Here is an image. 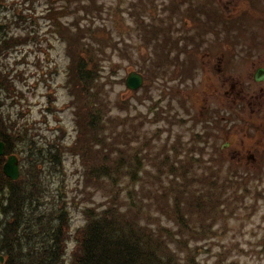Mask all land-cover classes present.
Here are the masks:
<instances>
[{"label": "rangeland", "instance_id": "374dc122", "mask_svg": "<svg viewBox=\"0 0 264 264\" xmlns=\"http://www.w3.org/2000/svg\"><path fill=\"white\" fill-rule=\"evenodd\" d=\"M244 1L248 13L263 0H0V115L19 176L28 167L39 182L36 226L58 202L68 208L58 264H73L86 208L114 205L175 264H264V162L234 156L250 141L229 113L230 14ZM82 51L90 80L75 70ZM130 71L143 78L135 89ZM252 93L239 99L263 109ZM90 112L103 117L97 130ZM31 138L61 145L60 164L32 168ZM106 153L109 175L88 174Z\"/></svg>", "mask_w": 264, "mask_h": 264}, {"label": "trees", "instance_id": "16d2710c", "mask_svg": "<svg viewBox=\"0 0 264 264\" xmlns=\"http://www.w3.org/2000/svg\"><path fill=\"white\" fill-rule=\"evenodd\" d=\"M75 33L71 32L68 37L74 38ZM6 41L9 43L11 39ZM85 55V51H82L74 65L79 79L90 80L94 75L86 67ZM75 83H80V80H75ZM85 90L80 88L79 92L84 94ZM88 116L87 126L97 130L103 117L96 112H90ZM83 135V141H86L85 137L92 134ZM11 137L14 136L6 130V121L0 115V140L4 143V154L0 156V213L4 217L0 221V255L3 258L0 264H58L63 259L65 237L69 232L68 208L63 202H58L54 210L36 216L40 221L39 226H36L32 211L43 202H40L39 182L33 176L35 172L27 167L28 172L24 169L17 180H11L2 171L5 156L12 153ZM30 140L29 156L36 155L31 161L32 168H42L44 160H51L54 165L60 164L61 155L58 151L61 145L52 142L45 148L36 145L32 138ZM47 148L55 151L50 152ZM42 152L48 153L44 157ZM108 157L107 153L103 156L106 164L88 165V174L94 177L109 175L112 162ZM84 214V226L74 233L77 244L73 264H175L164 241L147 226L126 218L118 205L100 212L86 208Z\"/></svg>", "mask_w": 264, "mask_h": 264}, {"label": "flooded vegetation", "instance_id": "af4514ba", "mask_svg": "<svg viewBox=\"0 0 264 264\" xmlns=\"http://www.w3.org/2000/svg\"><path fill=\"white\" fill-rule=\"evenodd\" d=\"M248 5L244 1L242 7H237L230 14L233 26L232 40L226 51L230 53V73L236 76L239 90L233 98L235 107L229 109V113L233 120L236 118L234 121L237 130L244 131L250 141L245 146L244 153L240 154L236 151L234 156L239 155L240 159L246 156L247 160L260 163L264 162V108H246L251 105L242 103L239 96L254 92L255 94L252 93L251 96L256 95V98L257 95L262 96L264 104V0L258 5L259 9L255 6L256 11L250 9L248 13H244ZM250 24H253V27ZM255 85H257L256 89H254ZM233 87L232 85L231 92ZM245 90L246 92L240 93ZM256 98L252 97V100ZM227 135L231 136V133Z\"/></svg>", "mask_w": 264, "mask_h": 264}, {"label": "water", "instance_id": "95a60500", "mask_svg": "<svg viewBox=\"0 0 264 264\" xmlns=\"http://www.w3.org/2000/svg\"><path fill=\"white\" fill-rule=\"evenodd\" d=\"M143 81L142 75L138 72L130 71L126 78L125 84L129 89H135L141 85ZM4 153V143L0 140V156ZM2 171L6 177L11 180H16L19 176V164L18 158L14 154H9L5 157V161L2 165ZM3 261L2 256L0 255V262Z\"/></svg>", "mask_w": 264, "mask_h": 264}]
</instances>
